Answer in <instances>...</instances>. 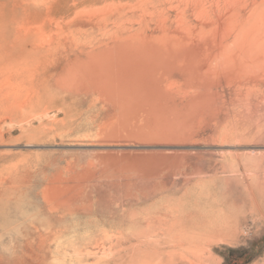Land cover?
Returning <instances> with one entry per match:
<instances>
[{
  "label": "rangeland",
  "instance_id": "1",
  "mask_svg": "<svg viewBox=\"0 0 264 264\" xmlns=\"http://www.w3.org/2000/svg\"><path fill=\"white\" fill-rule=\"evenodd\" d=\"M72 3L0 0V264H264V105L192 117L174 69L163 118L124 119L68 65L102 32Z\"/></svg>",
  "mask_w": 264,
  "mask_h": 264
},
{
  "label": "bare ground",
  "instance_id": "2",
  "mask_svg": "<svg viewBox=\"0 0 264 264\" xmlns=\"http://www.w3.org/2000/svg\"><path fill=\"white\" fill-rule=\"evenodd\" d=\"M85 3L88 4L77 10ZM72 6L76 9L73 16L80 14L87 22L100 24L102 32L97 40L93 39L95 42L82 44L79 52L84 58L72 59L68 65L81 64L84 67H81L83 70L78 68L79 71L95 74L102 94L111 102L130 97L129 101L135 105L127 100L130 106L126 107L122 104L126 100L120 102L124 119L135 118L136 124L139 114L142 120L149 117L148 123L153 116L156 118L159 112L152 110L151 105L162 101L159 102L164 94L161 85L166 81L160 83L159 79L162 75L170 76L174 69L190 70L189 85L193 89L182 88L178 95L182 103L186 101V107L191 110L188 115L192 117L216 115L221 112L220 105L229 103L236 105L232 110L238 114L254 116L259 106L264 105V0H73ZM80 16L78 19L82 21ZM156 84H161L162 91L155 90ZM166 86H169L167 82ZM234 117L231 128L224 130L225 136L235 133L240 117ZM145 260L147 256H138L134 262L159 264ZM190 264L195 263L190 261Z\"/></svg>",
  "mask_w": 264,
  "mask_h": 264
}]
</instances>
